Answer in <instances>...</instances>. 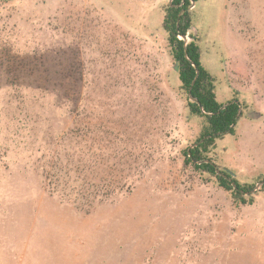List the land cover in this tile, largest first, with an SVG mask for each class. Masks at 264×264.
Here are the masks:
<instances>
[{
	"label": "rangeland",
	"instance_id": "obj_1",
	"mask_svg": "<svg viewBox=\"0 0 264 264\" xmlns=\"http://www.w3.org/2000/svg\"><path fill=\"white\" fill-rule=\"evenodd\" d=\"M169 3L0 0V264H264V0L191 10L217 101L243 106L212 153L255 185L239 206L184 165L198 127L162 28ZM58 151L129 192L87 211L50 196L39 168Z\"/></svg>",
	"mask_w": 264,
	"mask_h": 264
},
{
	"label": "trees",
	"instance_id": "obj_2",
	"mask_svg": "<svg viewBox=\"0 0 264 264\" xmlns=\"http://www.w3.org/2000/svg\"><path fill=\"white\" fill-rule=\"evenodd\" d=\"M198 1L201 0H170L162 19L169 54L178 73L179 91L185 99L187 121L198 127L195 141L182 151L183 162L203 182H213L229 193L235 206L252 205L251 192L255 185L240 183L232 171L221 168L212 157L217 139L234 136L238 112L243 106L234 99L226 103L216 99L215 78L202 65L197 36L192 32L190 6ZM185 37L189 41H185ZM188 95L195 101H190ZM49 156L39 168L40 177L47 194L61 202L87 211L96 203L122 194L119 190L123 188L129 192L131 185L127 181L116 182L109 175H93L95 163L86 161L75 151H58ZM260 190H264V184Z\"/></svg>",
	"mask_w": 264,
	"mask_h": 264
},
{
	"label": "water",
	"instance_id": "obj_3",
	"mask_svg": "<svg viewBox=\"0 0 264 264\" xmlns=\"http://www.w3.org/2000/svg\"><path fill=\"white\" fill-rule=\"evenodd\" d=\"M188 97H189L190 101H195L190 95H188ZM224 106H225V105H224ZM224 106H223V107H224ZM223 107H222V108H223ZM240 113H241V110H239V112H238L237 119H238ZM261 184H264V182H263V183H260V184L258 185V187H259Z\"/></svg>",
	"mask_w": 264,
	"mask_h": 264
},
{
	"label": "built area",
	"instance_id": "obj_4",
	"mask_svg": "<svg viewBox=\"0 0 264 264\" xmlns=\"http://www.w3.org/2000/svg\"><path fill=\"white\" fill-rule=\"evenodd\" d=\"M193 7H194V3L191 4V6H190V10H192ZM185 38H186V37H185Z\"/></svg>",
	"mask_w": 264,
	"mask_h": 264
},
{
	"label": "crops",
	"instance_id": "obj_5",
	"mask_svg": "<svg viewBox=\"0 0 264 264\" xmlns=\"http://www.w3.org/2000/svg\"><path fill=\"white\" fill-rule=\"evenodd\" d=\"M166 35V34H165ZM167 42V41H166ZM226 103V102H225Z\"/></svg>",
	"mask_w": 264,
	"mask_h": 264
}]
</instances>
